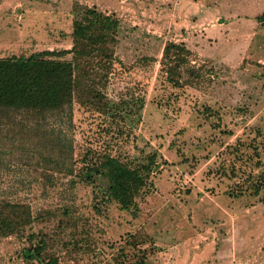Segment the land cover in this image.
<instances>
[{
    "label": "rangeland",
    "instance_id": "rangeland-1",
    "mask_svg": "<svg viewBox=\"0 0 264 264\" xmlns=\"http://www.w3.org/2000/svg\"><path fill=\"white\" fill-rule=\"evenodd\" d=\"M77 6L120 21L114 71L100 84L110 109L75 102L54 121L60 132H0V198L29 203L36 217L0 238V264H40L23 251L42 238L59 264H114L110 256L139 229L152 239L137 247L148 250L145 264H264V193L233 196L238 178L221 172L225 159L264 172V0H0V57L70 49ZM168 41L184 42L214 73L197 88L167 83ZM144 95L140 111L124 103ZM48 140L72 144L77 159L86 147L133 164L155 155L138 214L103 202L104 176L88 183L59 172ZM66 205H76L92 251H76V231L61 228Z\"/></svg>",
    "mask_w": 264,
    "mask_h": 264
},
{
    "label": "trees",
    "instance_id": "trees-1",
    "mask_svg": "<svg viewBox=\"0 0 264 264\" xmlns=\"http://www.w3.org/2000/svg\"><path fill=\"white\" fill-rule=\"evenodd\" d=\"M262 18L263 15L257 17ZM119 25L120 21L112 14L95 7L77 6L71 32L73 46L70 49L0 57V132H60L54 121L62 114L70 113L75 102L106 114L110 109L109 102L100 84L102 79L108 80L109 74L114 71ZM67 54H72L71 60L63 59ZM195 55L184 42H166L160 74L175 88H197L206 75L214 72L207 65L197 64ZM124 103L131 111H140L146 104V97L130 98ZM45 151L48 160L53 161L56 169L64 175H73L75 179L88 183L104 176L108 186H100L99 190L103 202H115L134 215L140 210L139 199L149 187L151 174L157 167L155 155L133 164L94 147H86L77 159L72 144L65 142L51 144L48 140ZM226 162L225 159L222 174L238 178L235 187L232 186L229 191L231 195L239 196L246 191L256 195L264 193V172L256 174L252 169L248 172L246 168ZM75 184V180H71L69 195L74 194ZM64 207L67 218L61 220V228L76 231L70 240L76 251H92L86 242V237L90 236L79 231L80 218L76 215V205ZM35 219L29 203L0 198V238L23 232ZM149 242L152 239L147 230L131 232L109 259L114 264H125L131 259L136 264H145L148 250L137 247ZM46 246V239L42 238L37 244L24 249L23 258L32 262L39 260L40 264H59L56 257L45 254Z\"/></svg>",
    "mask_w": 264,
    "mask_h": 264
}]
</instances>
